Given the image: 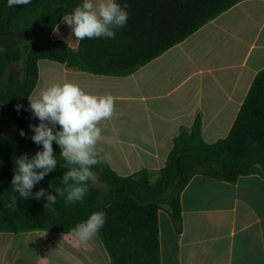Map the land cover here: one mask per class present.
<instances>
[{
    "label": "crops",
    "instance_id": "0c3cea01",
    "mask_svg": "<svg viewBox=\"0 0 264 264\" xmlns=\"http://www.w3.org/2000/svg\"><path fill=\"white\" fill-rule=\"evenodd\" d=\"M51 39L77 51L62 22ZM39 94L73 82L92 94H111L115 112L101 123L98 147L122 177L156 173L167 164L182 128L199 118L205 143L228 137L256 75L264 71V0H243L184 41L127 76L99 75L40 60ZM29 108V100H28ZM1 120V104H0ZM181 229L159 210L161 264H264V178L229 183L195 172L181 196ZM0 264H111L100 237L81 243L48 231L0 233Z\"/></svg>",
    "mask_w": 264,
    "mask_h": 264
},
{
    "label": "trees",
    "instance_id": "16d2710c",
    "mask_svg": "<svg viewBox=\"0 0 264 264\" xmlns=\"http://www.w3.org/2000/svg\"><path fill=\"white\" fill-rule=\"evenodd\" d=\"M241 1L117 0L122 7L127 5L128 21L116 30L115 39H84L77 51H71L62 42L53 41L51 34L62 17L82 0H31L28 5L13 7H8L7 0H0V233L72 234L76 224L93 212L103 211L106 223L98 236L111 264H161L159 210L167 206L180 231V196L192 174L201 172L229 183L252 174L264 178V71H260L227 138L205 143L198 118L191 129L180 130L166 166L156 173L141 171L122 177L107 162L97 164L92 171L106 188L90 181L82 203L66 206L58 196L52 209H45L46 199H35V193L44 188L55 194V188L63 187L61 178L67 171L60 167L64 161L53 142L56 170L34 186L33 197L21 198L11 185L15 160L25 153L31 158L42 150L32 141L34 133L29 127L39 124V120L25 110L27 97L38 82L40 60L99 75L127 76ZM39 37L45 44L27 52L23 80L10 76L4 85L8 66L22 59L21 44ZM17 105L23 107L18 110ZM8 121L19 132L6 136ZM21 130L25 136L20 135ZM153 174L157 175L155 181ZM12 196L17 198L14 210L6 207Z\"/></svg>",
    "mask_w": 264,
    "mask_h": 264
},
{
    "label": "clouds",
    "instance_id": "9594fccd",
    "mask_svg": "<svg viewBox=\"0 0 264 264\" xmlns=\"http://www.w3.org/2000/svg\"><path fill=\"white\" fill-rule=\"evenodd\" d=\"M30 3L31 0H7L8 7ZM126 9L127 5L122 7L117 0H82L70 14L62 17V22L71 28L76 40L115 39L116 30L127 24ZM27 98L29 108L25 110L39 120V124L29 125L34 133L31 139L42 146V150L31 158L25 153L15 160V174L11 181L13 191L23 199L33 197L34 186L56 170L55 142L64 161L60 167L67 169L61 178L63 187L55 188V194L40 188L34 198L46 199L45 209H52L58 196L64 199L66 206L82 203L89 191V182L97 181L92 168L110 159V154L98 147V143L102 138L101 123L111 120L114 115L115 98L111 94L88 93L70 81L52 83L39 94L33 93ZM16 107L19 110L23 106ZM20 135L26 134L21 130ZM10 201L6 207L14 210L16 196ZM105 223V212H93L85 221L75 225L72 235L79 242L87 243L97 236Z\"/></svg>",
    "mask_w": 264,
    "mask_h": 264
},
{
    "label": "rangeland",
    "instance_id": "374dc122",
    "mask_svg": "<svg viewBox=\"0 0 264 264\" xmlns=\"http://www.w3.org/2000/svg\"><path fill=\"white\" fill-rule=\"evenodd\" d=\"M44 44H45V41L42 37L24 41L21 44L22 59L20 62L13 63L8 66L5 77L3 79V84L5 85V83L8 81L10 76H16L19 78L20 81L23 80L24 65H25L27 52L29 51V49L33 48L36 45H44ZM17 132H19V129L17 128V126L12 121H8L6 125V129H5L6 136L15 134ZM156 179H157V175L153 174L152 181H155ZM94 185L105 187L103 186V184L99 182L98 178H97V181L94 183ZM163 207H167V206H163Z\"/></svg>",
    "mask_w": 264,
    "mask_h": 264
}]
</instances>
